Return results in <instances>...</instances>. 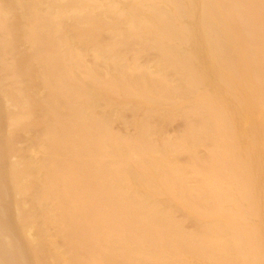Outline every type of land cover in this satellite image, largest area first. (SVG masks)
Masks as SVG:
<instances>
[{
	"label": "bare ground",
	"instance_id": "obj_1",
	"mask_svg": "<svg viewBox=\"0 0 264 264\" xmlns=\"http://www.w3.org/2000/svg\"><path fill=\"white\" fill-rule=\"evenodd\" d=\"M0 68V156L39 127L0 170V264H264V0H0Z\"/></svg>",
	"mask_w": 264,
	"mask_h": 264
},
{
	"label": "rangeland",
	"instance_id": "obj_2",
	"mask_svg": "<svg viewBox=\"0 0 264 264\" xmlns=\"http://www.w3.org/2000/svg\"><path fill=\"white\" fill-rule=\"evenodd\" d=\"M15 12H14V16L16 17V18H18V19H20V17L23 15V13H24V10H22V9H15L14 10ZM18 13H17V12ZM23 11V12H22ZM19 16V17H18ZM21 33H23L22 31L20 32H18V35L20 36V38H19V36H17V34H16V37H17V39H16V37H15V39H14V43H13V45H12V50L10 51V53H9V58L10 59H12V58H14V56L15 57H19L20 56V61H19V59H18V62H19V65L21 64V65H24L25 64V62H26V60H25V58L26 57H24V54H27L28 52V44L25 42V40H24V36H23V34H21ZM22 36H23V38H22ZM18 38H19V40H18ZM22 40V41H21ZM24 40V41H23ZM22 42V43H20V42ZM15 44V45H14ZM25 44H26V47H25ZM19 46V47H18ZM78 46H80V48H81V46L82 45H78ZM83 47V46H82ZM17 48V49H16ZM19 48V49H18ZM23 48H26V49H24L23 50ZM84 48V47H83ZM22 49V50H21ZM21 51V52H20ZM24 52V53H23ZM26 52V53H25ZM11 53H13L12 55H11ZM22 54V55H21ZM12 56V57H11ZM23 56V57H22ZM88 58H90V57H88ZM152 59L151 58H141L140 60H139V62L140 63H142V64H144V63H149V61H151ZM22 61V62H21ZM33 68L35 69V67L33 66ZM34 69H33V71H34ZM0 71H1V68H0ZM2 72V71H1ZM1 72H0V74H1ZM36 74V73H35ZM31 79L32 78H30V80L29 79H27V80H25V85H26V83H27V87H29L30 89H33V90H35V88L37 89V90H39V91H43V89H42V86L39 84L40 82L38 81V79H36V78H33V82L31 81ZM28 80H29V83H28ZM27 81V82H26ZM35 81V82H34ZM31 82V83H30ZM34 85H33V84ZM1 84H3L4 85V87H3V85H1ZM8 84H11V83H0V93H1V90H3L4 88L5 89H9V87H11L12 86V84L11 85H8ZM33 87H32V86ZM41 86V87H40ZM1 97L2 96H0V101H1V104L0 105H2L3 104V98L1 99ZM2 112H3V114H2ZM1 114H2V116H1ZM122 114V115H121ZM113 113V114H111L110 115V117H109V120H110V123H111V125H112V127L114 128V130H116V131H118L119 133H122V134H125V133H129V134H131V133H134L135 132V128L133 127V125L130 123V120L132 119V117H133V113H132V111H130V110H127V111H124L123 113ZM3 115H4V111L3 110H1V106H0V116H1V118L3 119H1L0 120V148H5L4 146H6V145H8V143H9V141H10V134H11V129L9 130V128H11L10 127V125H9V123H8V121H6V120H4L5 118L3 117ZM118 115V116H117ZM114 116V117H113ZM113 119V120H112ZM127 122H129V123H127ZM152 123H154V125H158V126H162L163 128H165L166 129V131L168 132V134H171V135H176V134H178V133H180L183 129H184V125H185V122H184V120L182 119V118H180V117H177V116H174L173 117V119L172 120H169V121H167L166 120V118H161V117H155L154 119H152ZM127 124V125H126ZM37 128V129H36ZM34 130V131H33ZM3 131V132H2ZM38 131H39V127H33V129L31 130V131H29L30 133H26V132H21V133H18V134H16V136H15V138H14V143H13V145H14V148L16 149V151H24V150H26V151H28V150H30V149H33V148H31V147H33V144L31 143L32 142V139H30L31 138V136L33 137L35 134H37L38 133ZM34 132H36V133H34ZM26 133V134H25ZM34 133V134H33ZM30 134V135H29ZM7 135H9V136H7ZM21 135H25V136H22L21 137ZM3 136V137H2ZM5 136H7V137H5ZM26 136H28V137H26ZM30 137V138H29ZM27 138V139H26ZM7 139V140H6ZM30 140V141H29ZM16 141V142H15ZM28 141V142H27ZM16 144V145H15ZM17 144H19V145H17ZM21 149V150H20ZM24 149V150H23ZM16 151H13V152H9V153H7V154H5L4 155V157H3V155L2 156H0V170H4V169H6V167H8L9 165H11L15 160H16V158H18V153L16 152ZM202 151H204V149H202L201 150V153H203ZM16 154V155H15ZM2 158V159H1ZM6 161V162H5ZM10 202V203H9ZM10 204V205H9ZM7 205H8V212H7V216H8V214H9V216H8V218L9 219H13L14 218V213H15V211H14V207H13V203H12V199H9L8 201H7ZM12 209V210H11ZM14 220V219H13ZM12 220V221H13ZM191 224V225H190ZM187 226H188V228H192L193 227V225H192V223H187L186 224Z\"/></svg>",
	"mask_w": 264,
	"mask_h": 264
}]
</instances>
